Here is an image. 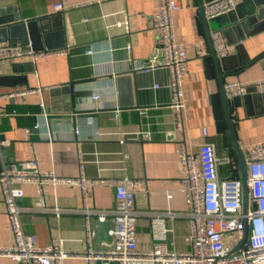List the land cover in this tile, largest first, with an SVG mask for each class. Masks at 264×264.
<instances>
[{
  "label": "crops",
  "instance_id": "crops-1",
  "mask_svg": "<svg viewBox=\"0 0 264 264\" xmlns=\"http://www.w3.org/2000/svg\"><path fill=\"white\" fill-rule=\"evenodd\" d=\"M233 1L241 4V0ZM245 1L239 13L248 12L256 2ZM58 3L63 10L53 13L52 8ZM180 4L181 9L172 15V20L176 41L185 46L189 57L188 74L182 81V131L176 127L175 112L168 107V91L151 88L154 83L165 85L167 72L145 74L133 68L135 61L143 63L157 45L152 19L159 0H0V42L11 41L8 25L18 17L23 22H38L37 50H66L64 55L35 63L20 59L0 64V141L7 143L0 151V165L34 160L42 172L77 178L81 158L83 176L93 182L86 186L85 195L75 186L43 189L46 207L75 212L58 217L52 213H23L22 229L37 246L54 243L71 253L80 251L85 218L80 211L114 209L115 186L100 181L128 177L140 182L135 193V207L140 212L136 232L138 245L147 248L150 239L144 213H182L186 209L181 189L185 177L180 165L181 148L196 152L204 141L205 127L217 155L225 150L232 153L224 137L215 136L214 132L211 95L219 87L215 77L207 76L203 63L209 51L197 3L180 0ZM235 14L234 11L231 18ZM124 21L126 24L122 25ZM217 26L214 24L211 31L220 30ZM198 46L204 56H197ZM243 49L250 62L256 59L264 52V31L245 39ZM234 53L232 46L229 55ZM224 81L252 85L259 95L264 92V67L260 62H251L238 76H227ZM9 93L22 94L4 97ZM94 94L100 96L97 101L90 100ZM6 112L11 115H2ZM236 115L240 119L236 132L239 145L264 146V99L248 106L243 104ZM77 128L79 136L74 133ZM144 131L150 134V140L134 139ZM122 135L125 140L120 144ZM218 174L221 179H228L229 165H220ZM22 189L24 194L18 204L30 208L36 189L31 185ZM166 225L174 230L167 239L168 249H189L183 240L188 233L187 220L177 218ZM11 243L0 201V247ZM0 264L18 263L0 257ZM64 264L85 262L70 258Z\"/></svg>",
  "mask_w": 264,
  "mask_h": 264
},
{
  "label": "built area",
  "instance_id": "built-area-1",
  "mask_svg": "<svg viewBox=\"0 0 264 264\" xmlns=\"http://www.w3.org/2000/svg\"><path fill=\"white\" fill-rule=\"evenodd\" d=\"M236 7L233 0H212L203 5L206 19L232 12ZM181 9L180 0H159L158 10L152 19V27L157 37V45L143 63L135 61L133 68L145 74L158 70L167 72L165 85L154 83V91L165 88L169 93L168 107L176 114V127L183 129L184 92L182 81L188 74L189 57L186 48L178 43L174 34L172 15ZM63 10L61 4L52 8L53 13ZM126 24L124 21L122 25ZM216 55L229 56L233 45L227 43L221 30L210 33ZM129 49V47H127ZM65 49H33L30 44L19 42H0V64L28 59L35 63L39 59L64 55ZM91 54V51H86ZM197 56H204L201 46L196 49ZM254 90V86L240 81L224 83L228 99L240 98ZM23 93V92H22ZM9 93L4 97L12 98ZM98 94L91 96L97 101ZM117 112V111H116ZM2 115L10 116L11 113ZM38 125H35V128ZM26 136L29 130L25 131ZM74 133L80 135L79 129ZM204 141L196 152H186L181 148L180 165L185 172L181 181L185 211H147L150 245L140 247L137 239V220L140 212L135 207V193L140 185L138 180L123 177L120 180H101V183L115 186V207L108 211H80L84 215V245L75 253L54 243L39 247L32 236L22 229L20 216L26 212L52 213L56 217L66 211L57 207L48 208L44 204L45 187L75 186L85 195L86 186L93 182L83 176V160L79 159V176L61 178L52 172H42L34 160L22 161L11 165H0V201L10 229L12 243L0 247V257L8 258L18 264H64L66 259H82L85 264H264V146L262 144L239 145L246 164L247 204L243 213V195L240 181L221 179L218 174L220 165H229L230 172L236 171L235 159L230 151L217 155L215 146L208 141V133L202 128ZM135 140H150L146 131L138 132ZM124 136L119 143H124ZM0 141V151L6 145ZM97 182V180H95ZM31 185L36 189V198L30 208L21 207L18 200L23 197L22 186ZM96 217L99 222L107 221L110 241H97ZM177 218L187 220L188 233L184 242L189 249L169 250L167 239L173 235V228L167 221ZM97 241V242H96Z\"/></svg>",
  "mask_w": 264,
  "mask_h": 264
},
{
  "label": "water",
  "instance_id": "water-1",
  "mask_svg": "<svg viewBox=\"0 0 264 264\" xmlns=\"http://www.w3.org/2000/svg\"><path fill=\"white\" fill-rule=\"evenodd\" d=\"M198 6L199 22L202 26L205 40L207 43L209 55L203 59L206 67L207 76L215 77L218 82L219 90L217 93L211 95V107L214 121L215 136L224 137L227 146L231 149L236 162V171L230 172L229 180L240 181L243 195L241 198L243 213L246 211L247 204V175L246 164L239 149L237 139V130L239 129L240 119L237 117V109L241 108L243 104L246 106L253 104L256 100L264 99V92L257 94L256 89L252 92L234 99H228L224 92V79L227 76H238L251 62H260L264 67V52L256 59L250 60L245 56L243 49V41L260 31H264V0H255L250 6L248 12L239 13V7L246 1L241 0V4L236 5L235 9L225 15H220L212 19H206L204 15L203 5L212 0H195ZM245 1V2H244ZM235 18L230 15L234 13ZM41 23V22H40ZM38 22L20 21L15 17L10 25H8V34L11 42H19L20 44L30 46L37 50L36 42L39 41V34L36 29ZM218 25L227 40L229 45H233L235 53L224 58H219L214 50L211 40V30L213 25ZM5 41H7L5 39ZM242 55L245 57L242 59ZM13 68L16 64L11 65ZM236 113V114H235ZM97 228V241H110L108 236L109 223L99 222L96 217L92 218Z\"/></svg>",
  "mask_w": 264,
  "mask_h": 264
}]
</instances>
